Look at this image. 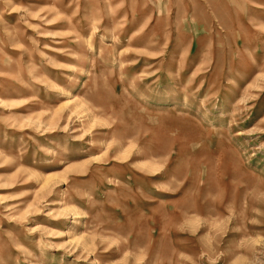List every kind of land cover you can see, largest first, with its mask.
Returning a JSON list of instances; mask_svg holds the SVG:
<instances>
[{
    "label": "rangeland",
    "instance_id": "rangeland-1",
    "mask_svg": "<svg viewBox=\"0 0 264 264\" xmlns=\"http://www.w3.org/2000/svg\"><path fill=\"white\" fill-rule=\"evenodd\" d=\"M0 264H264V0H0Z\"/></svg>",
    "mask_w": 264,
    "mask_h": 264
}]
</instances>
